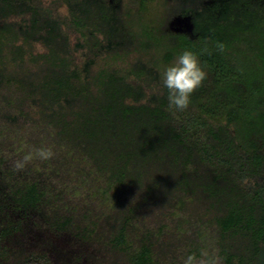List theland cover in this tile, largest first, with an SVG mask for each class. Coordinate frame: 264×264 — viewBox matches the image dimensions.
<instances>
[{
    "label": "trees",
    "instance_id": "16d2710c",
    "mask_svg": "<svg viewBox=\"0 0 264 264\" xmlns=\"http://www.w3.org/2000/svg\"><path fill=\"white\" fill-rule=\"evenodd\" d=\"M148 1L0 0V264H264V0L231 2L207 41ZM129 44L151 60L127 66ZM205 47L169 110L165 68ZM42 145L53 159L14 170Z\"/></svg>",
    "mask_w": 264,
    "mask_h": 264
},
{
    "label": "clouds",
    "instance_id": "9594fccd",
    "mask_svg": "<svg viewBox=\"0 0 264 264\" xmlns=\"http://www.w3.org/2000/svg\"><path fill=\"white\" fill-rule=\"evenodd\" d=\"M204 39L205 41L211 39V35ZM215 46L221 53L225 51L224 43L217 41ZM205 53L210 54L207 47L201 49L199 53L186 49L165 68L162 82L167 89L169 110L185 111L189 107L192 94L207 78L205 67L200 61V55ZM54 156L55 151L52 146H33L13 162V168L18 172L23 171L35 160L47 162ZM182 264H222V258L216 252L202 249L199 256L196 253L187 255L183 258Z\"/></svg>",
    "mask_w": 264,
    "mask_h": 264
},
{
    "label": "flooded vegetation",
    "instance_id": "af4514ba",
    "mask_svg": "<svg viewBox=\"0 0 264 264\" xmlns=\"http://www.w3.org/2000/svg\"><path fill=\"white\" fill-rule=\"evenodd\" d=\"M109 1L115 2V0ZM143 1L139 0L141 14L143 13ZM159 1L164 3L165 8L170 7L164 25L165 29L174 35L200 39L209 35L219 36L221 17L225 14L229 15V7L234 0H149L148 3ZM153 12L158 13L159 7ZM179 19L184 22H177Z\"/></svg>",
    "mask_w": 264,
    "mask_h": 264
},
{
    "label": "rangeland",
    "instance_id": "374dc122",
    "mask_svg": "<svg viewBox=\"0 0 264 264\" xmlns=\"http://www.w3.org/2000/svg\"><path fill=\"white\" fill-rule=\"evenodd\" d=\"M167 5V4H166ZM148 7L150 8V11L157 9V7H159V12L157 15H159V17L157 18V25H160V23H165L167 20V14H168V8L170 7H164V5L159 1V2H149L148 3ZM156 25V27H157ZM137 44H133V45H125L123 46V48H121L120 51V55L123 57V61H125V64L127 66H130L132 60L136 57H141L142 59H145L147 61L151 60V55L150 53L144 52L142 51V49H139L137 46ZM134 53V55H133ZM114 54V53H113ZM113 54H110V57L113 58ZM109 56H107L108 59H110ZM15 66V65H13ZM152 86H155L157 84V82H151L150 83Z\"/></svg>",
    "mask_w": 264,
    "mask_h": 264
},
{
    "label": "water",
    "instance_id": "95a60500",
    "mask_svg": "<svg viewBox=\"0 0 264 264\" xmlns=\"http://www.w3.org/2000/svg\"><path fill=\"white\" fill-rule=\"evenodd\" d=\"M177 22L181 23V22H184V20H182V19H179Z\"/></svg>",
    "mask_w": 264,
    "mask_h": 264
}]
</instances>
